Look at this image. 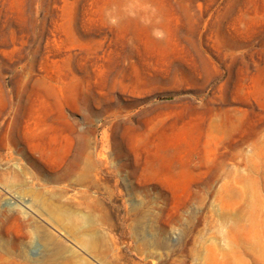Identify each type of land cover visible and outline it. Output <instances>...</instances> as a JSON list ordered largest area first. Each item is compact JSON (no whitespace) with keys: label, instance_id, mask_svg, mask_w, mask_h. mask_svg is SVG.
<instances>
[{"label":"rangeland","instance_id":"rangeland-1","mask_svg":"<svg viewBox=\"0 0 264 264\" xmlns=\"http://www.w3.org/2000/svg\"><path fill=\"white\" fill-rule=\"evenodd\" d=\"M0 264H264V0H0Z\"/></svg>","mask_w":264,"mask_h":264},{"label":"bare ground","instance_id":"bare-ground-1","mask_svg":"<svg viewBox=\"0 0 264 264\" xmlns=\"http://www.w3.org/2000/svg\"><path fill=\"white\" fill-rule=\"evenodd\" d=\"M61 212V211H60ZM63 213V212H62ZM55 214V213H54ZM64 214V213H63ZM59 216V214H58ZM57 216V217H58ZM62 218H63V215H62ZM92 225V224H91ZM91 225H88V226H91ZM84 229V227H83ZM99 230V229H98ZM86 233V232H85ZM99 233V232H98ZM71 234V233H70ZM85 239V238H84ZM90 239H91V242H92V248H95L97 249L98 245L100 244V238H99V234H96V232H92L90 233ZM73 254V253H72Z\"/></svg>","mask_w":264,"mask_h":264}]
</instances>
